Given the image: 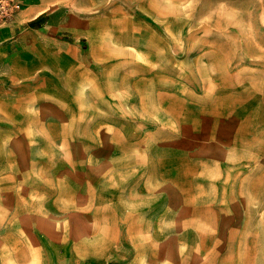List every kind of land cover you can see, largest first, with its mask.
<instances>
[{
    "label": "rangeland",
    "instance_id": "1",
    "mask_svg": "<svg viewBox=\"0 0 264 264\" xmlns=\"http://www.w3.org/2000/svg\"><path fill=\"white\" fill-rule=\"evenodd\" d=\"M122 5L123 44L142 56L110 67L106 89L118 96L92 89L70 123L43 120L67 101L57 92L38 89L24 117L2 108L1 255L55 232L94 236L102 216L115 234L113 204L125 201L143 209L129 225L141 264H264V0ZM28 255L5 264L39 262Z\"/></svg>",
    "mask_w": 264,
    "mask_h": 264
},
{
    "label": "crops",
    "instance_id": "2",
    "mask_svg": "<svg viewBox=\"0 0 264 264\" xmlns=\"http://www.w3.org/2000/svg\"><path fill=\"white\" fill-rule=\"evenodd\" d=\"M19 1L23 4L15 14L0 21V113L2 108L10 107L12 112L24 117L22 103L32 104L33 95L39 96L36 91L40 89L57 92L55 96L67 99L56 98V103L63 105L61 108L42 109L43 120L70 123L79 120L76 107L81 102L78 98L88 97L92 89L100 91L103 86L104 96H118L106 89V82L116 81L110 67L126 71L132 66L128 55L142 56V52L134 53L123 44L125 34H132L125 30L124 21L131 16L122 5L125 0H114L121 3L111 7L106 4L111 0ZM112 10L121 13L118 21L113 18ZM43 14L45 19L41 24H32ZM120 21L123 25H118L121 28L117 32ZM119 50L126 57L120 56ZM102 66L109 67L104 70L103 79ZM113 205L118 212L108 224L115 234L108 235L102 229L101 223L107 225L104 216L95 222L92 217L95 213L84 214L85 220L91 217L97 226L94 236L86 233L75 237L55 232L44 235V247L37 240H24L22 250H10L3 256L0 251V264H5L4 258L22 257V252H28L29 257L38 254L40 259L35 264H141L145 259L144 248L133 240L129 225L134 221L143 223V209L133 212L130 203L125 201ZM65 218L67 216L62 217ZM133 249L138 256H132ZM24 262L32 261L26 258Z\"/></svg>",
    "mask_w": 264,
    "mask_h": 264
},
{
    "label": "built area",
    "instance_id": "3",
    "mask_svg": "<svg viewBox=\"0 0 264 264\" xmlns=\"http://www.w3.org/2000/svg\"><path fill=\"white\" fill-rule=\"evenodd\" d=\"M17 6L15 0H0V21L9 19Z\"/></svg>",
    "mask_w": 264,
    "mask_h": 264
}]
</instances>
